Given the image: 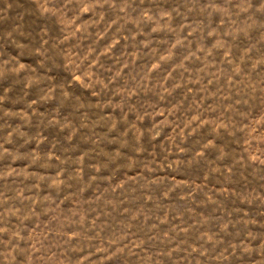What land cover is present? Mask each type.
<instances>
[{"label": "rangeland", "instance_id": "rangeland-1", "mask_svg": "<svg viewBox=\"0 0 264 264\" xmlns=\"http://www.w3.org/2000/svg\"><path fill=\"white\" fill-rule=\"evenodd\" d=\"M0 264H264V0H0Z\"/></svg>", "mask_w": 264, "mask_h": 264}]
</instances>
